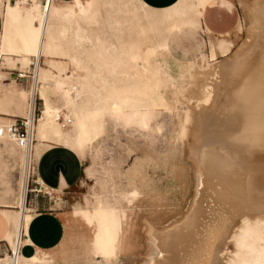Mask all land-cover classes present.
I'll return each mask as SVG.
<instances>
[{"label": "bare ground", "instance_id": "bare-ground-1", "mask_svg": "<svg viewBox=\"0 0 264 264\" xmlns=\"http://www.w3.org/2000/svg\"><path fill=\"white\" fill-rule=\"evenodd\" d=\"M55 1L57 0H44L43 2L39 0H16L14 4H11L0 0V15L3 18L0 32V55H3L8 62L23 61L27 63L29 61L28 57L31 55L35 56L37 60L30 92L25 87H17L11 81L4 83L1 79L5 74L3 71L0 73V125L6 127L9 124V121H4L5 116H22L26 117L30 131V139L27 145L25 147L18 146L25 154V174L20 204L21 212L4 211L10 224L5 239L9 240L15 234V247L11 249L13 255L6 253L5 256L0 258V264H21V258L27 257V255H21L19 251V244L22 241L20 233L22 229L26 231L27 224L33 215L30 208L25 207L26 190L28 189L29 175L33 171V163L37 160L39 154L51 145L60 144L77 154L80 159H84L85 146L98 138L102 132L104 120L108 115L119 114L125 116L126 119L136 117L143 123L145 117L151 113L152 108L158 102L161 91L169 87L170 84L174 85L171 91L176 103L187 108L184 114L178 113L180 116L177 120L178 122L176 121V126L178 125L180 136L185 144V157L187 156L194 164L196 186L194 188L188 186L184 163L182 164V162L175 160L169 163L172 164V167L170 169L171 175L168 176L170 178H168L170 180L168 185L171 182L174 183L177 178L180 180L179 183H181V189L175 190L176 192L174 193L176 194L174 196H179L183 204L185 197L188 195L187 192L194 189L195 193L190 201L189 211L182 219L174 223V228L169 229L168 236H164L166 237L165 239L162 235V240L159 237L161 232L156 230L160 233L154 236L156 237V241L153 242L154 251L150 254L146 264H192V261L195 260L197 262L198 256H201V254L198 255L200 252L197 251L203 250V247L206 249L203 244L209 235V231L211 233L212 230L214 236L212 240L209 239L210 235L209 240L207 239L211 241L209 253L206 252L207 250L204 252L207 253V256H205L206 259L202 264H264V217L259 214V211L261 213L264 212V79L260 80L261 82H255L252 79L255 77L254 75L251 78L252 80L250 79L247 82L246 87L241 84L238 87L239 83L237 84V94L241 92L240 86H242V89L243 87L246 89V95L243 96L246 98L244 103H247V106L246 104L244 105L247 110L246 108L243 110H246L248 114L247 117L241 116L243 119H247V122L242 123H246V126L244 124L243 128L236 129L242 131L245 126L244 131L247 133L246 144L245 147L239 145L240 149L237 150V153L232 151L235 155L229 154V157L223 153L231 142H237L233 141L232 137L234 132H237L234 126V129L226 127L227 135L217 133L216 136H213V134V137L209 140L210 144L208 142L210 137L206 139L204 135L206 131L204 129V133L200 131V127L205 123H199L205 114L209 117L208 114L223 110L222 101L224 97L221 95V91L229 86L232 89L233 84L240 81H236V77L241 70L249 68L251 71L254 66L252 71H255L256 75H260V69H257L260 60L256 58L257 60L255 61L253 57L249 56V63H244L245 61L238 60L236 54L233 53L220 62L216 61L213 64H208L209 62L207 63L205 60L206 55L204 53L200 58L198 57V60L193 61H183L172 56L167 46L168 35L180 26L200 27L202 10L211 0H177L172 5L160 9L159 14H156L157 16L155 14L154 16L153 9L141 0H123V6L119 12L124 14V20L130 22L129 33H131V37L135 31L138 36L136 39L134 38L135 40L127 38L129 41H125L137 45L131 57L137 64L138 69L128 70L126 69L127 65L125 66L126 61L123 58L120 59L113 56L117 49L115 44L112 43L111 47L104 46L102 50L96 49V43L100 39L97 35H93L92 31L96 26L94 24L101 18L102 8L108 4L109 0H70L69 5L56 4L54 3ZM263 1L255 0L253 4L260 6ZM254 18L262 19V21L264 19L263 13H258V7L255 9ZM120 19H112L114 25ZM143 20L145 21L143 22ZM145 22L150 26L155 24L158 26L155 28L151 27L150 33H146L143 24ZM205 30L208 32L207 29ZM131 37L129 36V38ZM67 44L74 47V51L70 55L73 70L71 74L69 73L70 75L62 77L63 74L60 76L56 74L50 69L49 64L54 66L52 54L61 53V50ZM87 46L92 48L95 53L100 54L102 67L111 72L112 81H108L107 77L103 78L100 76V70H97V68L79 67L80 62L84 61L82 57L84 52L87 53ZM233 46L231 40L216 38L213 42H209L208 51L212 57H215L216 54L226 57L232 53ZM40 60H42L41 64ZM59 62L61 61H55L57 64ZM253 63L254 65L251 66ZM243 73L245 74V72ZM88 78L93 80L94 84H91ZM48 79L52 81L56 90L61 91L64 95L63 103L60 106H51L44 101L46 92L50 90L48 86L44 85ZM258 79L256 78V80ZM256 83L261 84H258V86ZM38 84L40 85L38 86ZM232 90L234 94V87ZM227 92L229 91H225V93ZM244 92L243 89V94H245ZM235 95L232 96L234 97ZM238 95L235 97H239ZM243 96L242 98H244ZM36 98L42 101V107L40 115L36 123H34L32 117L34 118L33 111ZM230 98H228L227 102ZM241 105L243 106V103ZM231 106L235 107L232 104ZM242 106H240V112H242ZM238 107L235 108L237 109ZM63 109L68 111L67 114L71 117V120L66 126L62 127L54 119V113ZM246 113L244 114L245 116ZM213 115L215 117L216 113ZM237 115H240V113ZM211 121L213 122V120ZM239 124L240 126L242 125L241 123ZM67 127L73 128L71 134L63 133L64 128ZM179 132H177L178 135ZM0 140L15 144L6 132L0 134ZM230 152L228 151V153ZM242 152L243 154H241ZM155 165L157 167V163ZM206 167H209L210 171L214 169V172H211L214 174L217 172L216 176L228 177L229 180L231 175H235L240 171L247 173L248 190L251 189L250 195L257 198L248 207L249 210L255 208L251 217L247 213L245 214L246 208L243 201L237 203L238 219L232 216L233 214L236 215L234 212H237V209H233V204H231L234 201L233 198L236 197L234 194L235 190L233 193H229L226 190V194L225 191H221L224 189L222 187L219 191L215 188L208 189L209 187L207 188L208 190L205 189L203 177H205ZM147 175V177L152 176L148 172ZM34 179L41 188L45 187L38 175ZM216 179L219 178L216 177ZM225 179H221L223 181L222 186L228 180L225 181ZM219 180H217V184H221V182H218ZM226 183L228 184V182ZM150 184L147 186H152ZM177 184L178 182L175 185L177 186ZM170 189L162 192L152 189L151 193L148 194L149 203H152L150 202L152 198H154L153 203H163L164 197L171 193ZM230 189L232 190V188ZM158 190H162V187ZM238 190L241 191V189ZM242 191L241 193H245ZM239 196H237V199L240 201ZM212 197L216 198V200L224 198V201L227 200L226 202L231 200L230 206L235 210L233 214L229 211L231 214L225 215L226 211L220 205L221 202L210 201ZM248 197L249 193L247 191ZM242 198L245 200V197ZM257 203L259 204L257 205ZM228 208L229 210L231 209L230 207ZM226 216H229L228 218L233 217L234 219L231 218L232 221L235 218L238 220L237 223L234 222L235 224L231 229L230 220ZM206 245L208 246V244ZM196 252L197 259L190 261L192 258L190 256L193 255L194 258ZM158 255L161 256L160 259H156ZM30 256L35 255L31 253ZM200 262L198 261V263Z\"/></svg>", "mask_w": 264, "mask_h": 264}, {"label": "rangeland", "instance_id": "rangeland-1", "mask_svg": "<svg viewBox=\"0 0 264 264\" xmlns=\"http://www.w3.org/2000/svg\"><path fill=\"white\" fill-rule=\"evenodd\" d=\"M15 1L16 0H3L4 3L9 2L11 4H14ZM254 1L255 0L230 1V5L228 7H231L235 13V25L232 30L228 31V34L226 36L227 39H230L233 42L234 46L232 53L228 54L226 57L218 54H216L215 57H212L209 54V42H213L216 39V33H205L200 31L199 29H196L194 31H181L177 32L170 41L171 51L175 56L181 58H191L198 55L193 59L198 60L204 53L206 55L205 60L207 61V63L209 62L208 64H213L216 61L220 62L233 53L236 54L238 60L240 59L245 61L244 63H249V56L253 57L255 61L257 59L261 61H259V67H257V69H260V75H256V73H254L255 71H252V69L254 68V63L251 65L253 66L251 68V71L249 68V70L245 68V70H241L245 72V74L243 72L240 73L241 71L239 72L240 75L238 74V76L236 77V81H240L237 83L235 82L231 87L232 89L234 87V94H236L235 96L239 94V97L236 98L234 96V98L232 96L234 94L232 93L233 90L229 88L230 86L227 87V89H222L221 95H223L224 97V103H226L228 98H230L231 96L233 97V99H231V97L226 105H224L222 101V105L224 106L222 107L223 110H220V108L219 112L215 111V117L213 115L215 113L213 112L212 114H208L210 118L205 114V116H203L204 118L206 117L205 119L202 117L200 119V122L198 120V122L201 124H207L202 125L203 127H200V131L203 133L204 130L206 131L204 133L206 139L210 137L208 139V142H210L209 140H211L213 136H216L217 133L227 135L226 129L228 127L233 128L234 126L235 131H237L238 134L237 132H234L235 136L233 135L232 137L233 141L235 140L237 142H231L228 148H226L227 151L225 150V152H223L229 157V154H233L234 151V153H237V150L240 149V146L245 147L246 144L245 139L247 133L246 131H244L246 123H244V129H242V131L240 130L244 125L242 123L247 122V119H243V117H247L248 114L246 113L247 103H244L246 100L245 96H243L246 95V89L244 87H246L247 82L254 75L255 77L257 76V79L259 77L258 80H256L255 77L252 78L255 82H259L260 80L262 81V79H264V19L262 21V19L254 18L255 9L257 7L258 13L262 12L264 16V1L260 6L254 5ZM54 3L69 5L70 0H57ZM122 6L123 0H109L108 4L102 8L101 18L98 19V22L94 24L96 26L93 28L92 34L97 35L100 39L96 43L97 50H102L104 46L111 47L112 43L115 44L117 46V49L115 50L113 56L120 59L123 58V60L126 61V69L134 70L138 69V66L132 60L131 55L134 54L137 45L125 41H129L130 39L134 38L136 39V37L138 36L136 35L135 31L133 32V36L131 37V33H129V28L131 26L130 22L124 20V14L119 12ZM159 12L160 9H153V15H158ZM112 19H120V21H117V24L115 23L117 26L114 25ZM144 21L145 20H143V22ZM125 23L127 24V26ZM145 23L143 24L146 33H150L151 27L155 28L158 26L157 24L150 26L149 24ZM2 24L3 18L0 15V32L2 30ZM123 24L125 26V29ZM126 33L131 38H129ZM61 51V53L52 54L54 66L50 64L49 66L50 69L53 70L56 74H58L59 76L63 74L62 77H65L66 75H70L71 71L73 70V66L70 61V55L74 51V47L67 44L66 47ZM83 55L84 56L82 58H84V61L80 62L79 67H91V69L97 68V70H100V76H102L103 78L107 77L108 81H112L113 77L111 72L105 67H102L100 54L95 53L92 48L87 46V53L84 52ZM28 58L29 61L27 63H24L23 61L8 62L3 55H0V73L1 71H3L6 75L7 71L10 70L8 68L14 67H24L29 68L30 70L31 65L29 63L31 60L34 61V66L32 69V72L34 73L37 64L36 57L31 55ZM55 61L61 62L57 64L55 63ZM41 63L42 60H40V64ZM33 73L32 77L34 75ZM32 77L31 79L30 77H27V79L23 81H17L16 79L17 82L11 80V82L17 87H25L28 92H30L34 80ZM88 80L91 84H94L93 80L89 78ZM40 84H38V86ZM237 84L238 87L240 84L244 86L243 89L245 91V94H243L242 86H240L241 92L238 90V92L240 93L237 94ZM258 84L256 83V85ZM44 85L50 88V90L47 92L49 102L56 103L58 101H62L63 103L64 95L61 91L56 90L52 81H49L48 79V81H46ZM173 86V84H170L169 87L161 91L158 102L152 108L151 113H149L147 117H145V121H143V123L140 122L136 117H134L133 119H126L125 116L119 114L108 115L106 117V119L104 120L102 132L100 133L98 138L85 146V158L80 159L81 171L79 180H77L75 184L71 185L66 193L58 191L55 192L52 196V207L59 211L62 210L64 216L63 232H65L66 238L64 240L63 235H61L60 239L58 240L61 243L59 244L57 242L55 244V249L50 250L42 249L39 247L36 248L39 257L46 259L41 263L44 264L52 260V256L54 258H58L60 256L61 260H53V264H146L149 260L150 254L154 251L153 242L156 241V237L154 236H157V234L161 232L160 235L158 234L159 237L162 240L163 238L165 239L166 237L164 236H168L169 229L174 228V223L182 219V217H184V215L189 211L190 201L192 197H194L195 190L193 189L192 191L187 192L188 195L185 197V201L182 204V199L177 195L174 196V194H176L174 192L181 189V183H179L180 180H178L177 178V180L174 181L175 184L178 182L177 186L173 182L170 183L171 186L168 185V182H170V178L168 176L171 175L170 169L172 167V164L169 163L172 160H175L182 162V164L184 163L183 165L186 167L185 177L186 180L188 179V186L190 188H194L196 186V179L194 178V164L187 158V156L185 157V144L182 140V137L180 136V130L178 129L179 127L178 125L176 126V123L178 122L177 120L180 116L178 115V113L181 112V114H184L187 108L176 103V101L174 100V96L171 91ZM260 87H262V85H260ZM227 90L231 95L229 94V92L225 93V91ZM241 95L245 99L242 98ZM258 98H260V96ZM235 101L240 102L236 103ZM241 101L243 103V106H245L244 104H246L245 107L241 105ZM41 102L42 101L38 98L35 99L34 123H36L37 118L40 115L39 110H41L42 107ZM231 104L235 105V107L239 106V110L234 106L232 107ZM240 106H242V112H240ZM226 108L228 109V111ZM244 108H246V110H243ZM62 112L63 114H66L68 111H66V109H63ZM239 113L240 115H237ZM245 113L246 116L244 115ZM13 118V116H5L4 121H9L10 123ZM214 119H216V121H214ZM211 120H213V122ZM134 122L135 124H133ZM239 123H241L242 125L240 126ZM237 128H240L239 131L236 130ZM64 129V134H71L73 131V128L71 127H67ZM210 131L212 132V134H210ZM177 132H179V135ZM206 133L208 134L206 135ZM213 145L215 146V144ZM52 146L53 145L49 147ZM228 151L233 152L228 153ZM241 154H243V152ZM24 155V151L21 150L17 145L6 142L4 140H0V207L12 209L13 211H15V213L21 212L20 204L25 174ZM156 163L157 167L155 165ZM207 168L209 169V167H206L205 177H203L205 189L209 187L208 189L215 188L219 191L224 188L221 191H225L226 194V190L229 193H233V191L235 190L234 194L236 195V197L233 198L235 202L233 201L231 203L233 204V209L236 210L237 203H241L243 201L245 202L244 205L246 208L245 214L247 213V215L251 217L255 211V208H253V210H249L248 207L252 202L256 201L257 198H254L250 195L251 189L248 190V183L246 181L247 173L245 174L240 171L235 175H231V179L229 180L228 177H225V179L224 177H221V175L216 176L217 172H215L216 174H214V169L211 170L213 171L211 172L210 169L208 171ZM215 169L217 170V168ZM146 171L152 176L147 177L148 175ZM145 176L147 177V179H149L144 180V178H146ZM34 177L35 174L33 169V171L29 175L27 183L28 189L26 190L25 201V207H27L28 209L30 208L31 213H34V209H32L34 208V206L32 205L31 200L32 193L34 191L29 190V188L34 189V187L39 186L38 184L33 182L32 179H34ZM216 177L220 180L216 179ZM221 179H225V181L228 179L226 181L228 182V184L224 182L223 187V181H221ZM217 180H219L218 182H221V184L219 183L221 186L217 184ZM205 182L210 184V186H208V184H206ZM146 184H150L153 187H149ZM161 187L162 190H158ZM167 188H171V193L167 194L164 197L163 203H153L154 198L150 199V202L152 203H149L148 194L151 193L150 191L152 189H156L157 191L162 192L169 191ZM230 188H232V190ZM238 189H241V191L243 190L242 192L245 193H241V191ZM247 191L249 193L248 198ZM225 193L224 195L227 197ZM237 196H239L240 201L237 199ZM242 197H245V200ZM145 200L147 201L145 202ZM213 200L218 203L221 202L220 205L223 207V209L225 208L224 210L226 211L225 215L231 214L230 212H232L233 214V212L235 211L230 206L231 200H228V202H226L227 200L225 199L226 201H224V198L216 200V198L212 197L210 201L213 202ZM258 204L259 203H257V205ZM225 205H229L228 207H230L231 209L229 210V208L227 206L225 207ZM234 213H236V215L233 214L232 216L238 219V209L237 212ZM259 214L264 217V212L261 213L259 211ZM229 216H226V218H228ZM233 217L228 218L230 220V229L235 223L238 222L236 218L234 221H232V219H234ZM107 229L109 230L107 231ZM156 230L160 232H157ZM162 231L165 232L163 233ZM211 233L209 231L208 234L211 237L208 235L206 237L207 239L209 237V239H213V230ZM27 240L28 239L25 238L22 241ZM206 240L203 244V246H206V249L205 247H203V250L197 251L200 252L198 253V255L201 254L200 257L198 256L199 259H197L196 257L197 252L196 254H194V258L193 255L190 256L192 257L190 261L192 259H197V262L196 260L192 261V264H202V262H204V260L206 259L205 256H207L206 254L209 253L208 250L211 242L207 240V243ZM6 241L7 242H5V245H0V258L2 256H5L6 253L9 254V246L11 249H14L16 235L13 234L11 236V239H7ZM206 244H208V246ZM205 251L207 253H204ZM48 252L51 253L48 254ZM160 258L161 256L159 255L156 257V259ZM198 261L201 262L198 263Z\"/></svg>", "mask_w": 264, "mask_h": 264}, {"label": "crops", "instance_id": "crops-1", "mask_svg": "<svg viewBox=\"0 0 264 264\" xmlns=\"http://www.w3.org/2000/svg\"><path fill=\"white\" fill-rule=\"evenodd\" d=\"M43 2L44 0H39ZM147 6L153 9H162L172 5L177 0H141ZM231 0H211L203 8L200 27L180 26L173 30L167 38V46L172 56L183 61H193L198 55L191 58H181L175 56L171 51L170 41L177 32L194 31L199 29L205 33H216L215 38H226L228 31L232 30L235 25V13L233 9L228 7ZM220 4V5H219ZM208 30L206 32L205 29ZM230 40V39H228ZM23 81L14 76L13 71H7L6 75L2 77L4 83L9 81ZM48 92V91H47ZM45 94L44 101L51 106H60L62 101L56 103L49 102ZM35 176H39L45 184V187H34L32 193V205L34 206V213L29 220L26 231L23 229L20 233V239L27 238V241H21L19 244V251L21 255L27 257L21 258V264H43L44 258L39 257L36 248L55 249V244L59 242L61 235L65 240L66 235L63 232V213L62 210H56L52 207V196L55 192L68 191V188L75 184L80 178L81 162L77 154L71 150L63 147L60 144L53 145L42 151L33 165ZM39 185V183H38ZM49 190V191H48ZM52 190V191H51ZM5 210H12L5 207H0V245H5V236L10 228L9 220L5 214ZM64 243V241H63ZM49 251V250H48ZM33 253L35 256H30ZM51 253V252H50ZM48 252V254H50ZM47 255V253H46ZM44 264H53V260H61V257L54 258Z\"/></svg>", "mask_w": 264, "mask_h": 264}, {"label": "built area", "instance_id": "built-area-1", "mask_svg": "<svg viewBox=\"0 0 264 264\" xmlns=\"http://www.w3.org/2000/svg\"><path fill=\"white\" fill-rule=\"evenodd\" d=\"M31 69L29 68H8L10 71L14 72V76L18 79H24L26 80L27 77H32V69L34 66V61L31 60L30 63ZM28 64V65H29ZM40 111V110H39ZM33 114H35V108L33 111ZM34 118L32 117V120ZM54 119L60 124V126H66L69 121L71 120V117L66 113L63 114L61 110L56 111L54 113ZM6 132L8 137L15 143V145L19 147H25L28 143V140L30 139V131L27 125L26 117H14L13 120L5 127L3 125H0V134ZM34 183L38 184L35 179H32ZM29 190H33V188H29ZM9 254L13 255V252L11 248L9 247Z\"/></svg>", "mask_w": 264, "mask_h": 264}]
</instances>
